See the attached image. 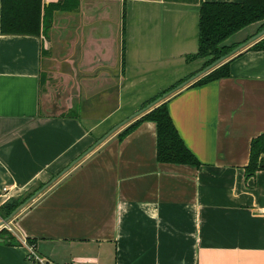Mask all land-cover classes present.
<instances>
[{
    "label": "crops",
    "instance_id": "1",
    "mask_svg": "<svg viewBox=\"0 0 264 264\" xmlns=\"http://www.w3.org/2000/svg\"><path fill=\"white\" fill-rule=\"evenodd\" d=\"M242 1L118 0L111 10L80 0L72 13L85 28L55 21L46 33L54 35L24 36L2 34L0 0V209L38 192L152 98L199 73L208 58H187L199 51L201 5ZM262 25L226 45H242ZM262 39L224 62L229 77L193 87L200 77L166 99L200 167L159 163L155 122L120 139L154 106L0 230L21 243L0 239V264H32L23 241L51 264H264V169L245 170L264 134V50L253 49ZM50 77L65 82V110L51 104Z\"/></svg>",
    "mask_w": 264,
    "mask_h": 264
},
{
    "label": "trees",
    "instance_id": "2",
    "mask_svg": "<svg viewBox=\"0 0 264 264\" xmlns=\"http://www.w3.org/2000/svg\"><path fill=\"white\" fill-rule=\"evenodd\" d=\"M43 2L44 0H1L2 34L41 36V33H47L49 29V26H46V22L48 24V16L50 13L55 11H72L77 9L80 4V0H57L56 3L51 2L48 6ZM257 23H263L261 29L264 30V0H243L241 3H203L200 8L199 51L197 54L189 56L187 61L194 62L208 58L204 68L201 70L203 71L240 46L226 45V42L231 37ZM45 26L48 28L44 29ZM253 49L264 50V39L254 45ZM230 63V61L223 63L213 69L194 83L193 87L203 86L229 77ZM192 77L152 98L145 107L163 98L164 95L169 94L180 84L188 81ZM144 121H152L157 124V160L159 163L200 167V162L185 146L176 129L166 99H163L151 111L123 131L120 134V139L124 138ZM263 165L264 134L255 138L251 143L250 161L245 169L247 177H251L257 171L263 170ZM42 187L44 186H41L39 189ZM35 193L36 191L30 193L25 198L12 200L7 203L0 209L1 219L5 220L9 218L19 206L24 204ZM5 237L7 239H4ZM0 239H3L4 243L9 246H19L21 244L11 232L5 229L0 231ZM28 243L30 245L35 244L34 241H28Z\"/></svg>",
    "mask_w": 264,
    "mask_h": 264
},
{
    "label": "water",
    "instance_id": "3",
    "mask_svg": "<svg viewBox=\"0 0 264 264\" xmlns=\"http://www.w3.org/2000/svg\"><path fill=\"white\" fill-rule=\"evenodd\" d=\"M264 36V30H262L261 32H259L256 36L252 37L251 39H249L247 42L243 43L242 45H240L239 47H237L234 51H232L230 54H228L225 57H222L221 59H219L217 62H215L214 64H212L211 66L207 67L206 69H204L203 71L197 73L195 76H193L191 79H189L188 81L180 84L175 90L171 91L169 94H166L163 96V98L158 99L157 101H155L154 103L148 105L147 107H145L144 109L138 111L137 113H135L134 115H132L128 120L122 122L121 124L117 125L116 127H114L111 131H109L104 137H102L101 139H99L96 144L94 146H92L86 153H84L80 158H78L76 161H74L69 167H67L63 172H61L57 177H55L54 179H52L49 183H47L46 185H44V187H42L38 192H36L30 199H28L24 204H22L21 206H19L11 215L9 218L2 220L0 222V230L2 228H4L14 217H16L28 204H30L31 202H33L36 198H38L43 192H45L49 187H51L59 178H61L62 176H64L67 172H69L75 165H77L84 157H86L88 154H90L96 147H98L99 145H101L102 143H104L109 137H111L114 133H116L119 129H121L124 125H126L129 121L138 118L140 115H142L143 113H145L146 111L150 110L151 108H153L154 106L158 105L163 99H167L168 97H170L171 95H173L174 93H176L177 91L185 88L187 85H189L191 82H193L194 80L202 77L203 75L209 73L210 71H212L213 69L217 68L218 66H220L221 64H223L228 58H230L232 55L236 54L238 51H240L241 49L245 48L246 46L256 42L257 40H259L260 38H262ZM264 167V165H263ZM4 239H7L6 237Z\"/></svg>",
    "mask_w": 264,
    "mask_h": 264
},
{
    "label": "rangeland",
    "instance_id": "4",
    "mask_svg": "<svg viewBox=\"0 0 264 264\" xmlns=\"http://www.w3.org/2000/svg\"><path fill=\"white\" fill-rule=\"evenodd\" d=\"M117 1L118 0H96V2L103 3L104 7H107L108 9L111 8V10L113 9V7H115V5L117 4ZM53 3H56V2H53ZM56 12H58V11H55V12H52L49 14V16H48L49 22H48V24L46 22V26H49L51 28L52 26H54L55 21H56L55 25L58 28L60 27L61 29H63V27L68 26L69 23L73 27H75V26L84 27L86 24V21H84V18H83L81 13H79V15L78 14L76 15V14L72 13V11L70 12V14L69 13L68 14H59ZM46 26L44 27V29L48 28ZM44 34H46V33H44ZM49 34L50 33L46 34L45 36H47ZM50 35H54V34H50ZM67 35L68 34H63V36H61L62 37L61 40L63 41ZM92 73H94V72H92ZM96 76H97L96 73L92 74V75L90 74V78L92 79L91 82H89L90 85L94 86L97 84L98 81L95 80ZM50 85H51L50 89L54 93L53 94L54 99L51 101L52 102L51 104L54 106H59L60 109L65 110L66 109V106H65V90H64L65 89V82L63 81L61 83L57 79L55 80L54 78L50 77Z\"/></svg>",
    "mask_w": 264,
    "mask_h": 264
},
{
    "label": "built area",
    "instance_id": "5",
    "mask_svg": "<svg viewBox=\"0 0 264 264\" xmlns=\"http://www.w3.org/2000/svg\"><path fill=\"white\" fill-rule=\"evenodd\" d=\"M260 215L264 216V209H262L260 211ZM23 243L25 245H27V244L29 245V250H30L29 259H30L32 264H51V263L45 261L44 259H41L40 257H38L36 255L34 245H30L27 241H23Z\"/></svg>",
    "mask_w": 264,
    "mask_h": 264
}]
</instances>
